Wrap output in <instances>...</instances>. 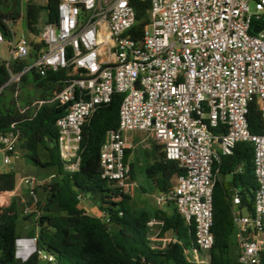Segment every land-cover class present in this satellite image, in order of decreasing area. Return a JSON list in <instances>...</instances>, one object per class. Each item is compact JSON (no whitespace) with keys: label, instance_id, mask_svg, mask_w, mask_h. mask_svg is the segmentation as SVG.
<instances>
[{"label":"built area","instance_id":"1","mask_svg":"<svg viewBox=\"0 0 264 264\" xmlns=\"http://www.w3.org/2000/svg\"><path fill=\"white\" fill-rule=\"evenodd\" d=\"M147 1L149 23L139 38L131 34L137 15L130 0H60L58 20L44 25L35 42L29 36L14 41L17 21L12 22L7 61L31 57L32 63L12 74L10 82H19L33 68L41 76L66 70L65 88L54 92L49 101L66 106L56 127L60 155L69 172L79 169L86 121L110 103L115 92L123 93L119 127L107 132L100 149L101 176L133 197L138 183L125 162L130 148L126 134L151 133L165 159L184 170L172 188L156 196V205H175L186 223L193 224L201 252L214 246V164L221 155H232L238 143L250 142L257 181L254 206L251 213L241 210L240 197L234 195V237L240 263L263 264L264 26L253 21L264 14V0ZM6 40L0 32V47ZM39 44L43 46L37 49ZM254 101L262 122L259 134L252 133L248 123ZM18 145V133H0L4 165L13 163ZM21 183L32 197L22 213L28 216L35 211L40 217L35 189L42 182L24 176ZM24 240H17V251ZM29 240L41 260L54 264L52 255L36 248V238ZM197 250L194 260L205 263Z\"/></svg>","mask_w":264,"mask_h":264},{"label":"trees","instance_id":"2","mask_svg":"<svg viewBox=\"0 0 264 264\" xmlns=\"http://www.w3.org/2000/svg\"><path fill=\"white\" fill-rule=\"evenodd\" d=\"M59 2L47 0L40 5L27 0L24 8L22 0H0V32L11 40L10 24L23 18L29 33L39 35L44 25L58 20ZM130 3L137 15L131 34L139 38L149 23L150 3L147 0H130ZM253 25L264 26V14L254 20ZM31 63V57L10 61L0 59V98L5 91H16L20 83L31 84L30 90L34 92V101L32 98L27 100L26 105L21 106L13 100L8 106H0V133H18L26 158L37 167L56 168L58 174L55 182L45 185L47 203L36 226L26 234L36 238V248L52 255L54 264H199L193 258L197 250L194 226L186 223L175 205H167H173L170 213L148 198L141 199V205H138L133 197L121 193L113 182L101 176L100 149L107 132L119 127V109L124 94L115 92L111 102L102 105L86 121L78 152L79 169L69 172L65 170L60 155L56 127V121L66 113V106L49 101L54 92L65 88L67 72L49 71L41 76L33 68L23 73L19 82H10L12 74L23 72ZM248 123L252 133H261L262 122L255 101L250 106ZM41 148L48 152L46 162L41 159ZM130 155L131 151L127 150L125 162H129ZM146 156L151 155L146 153ZM153 159L154 162L144 168L151 187L147 189L139 185L140 196L165 192L176 184L179 175L184 174L177 162L165 159L163 152ZM253 160V145L240 142L232 155H221L220 162L214 164V246L208 252L197 250L200 258L206 261L200 264H242L238 260V246L236 255L231 253L235 232L233 198L235 194L240 197L241 210L253 211L257 188ZM130 167L134 179V164L130 163ZM15 187V173L1 172L0 192L13 191ZM86 197L96 205L100 216L88 214L80 207ZM47 212L50 213L45 214ZM18 217L15 200L0 215V264H50L41 260L37 252L25 261H18L17 240L23 236ZM153 220L161 223L150 225ZM168 232H172L173 241L163 248L154 237L163 238Z\"/></svg>","mask_w":264,"mask_h":264},{"label":"rangeland","instance_id":"3","mask_svg":"<svg viewBox=\"0 0 264 264\" xmlns=\"http://www.w3.org/2000/svg\"><path fill=\"white\" fill-rule=\"evenodd\" d=\"M37 4L44 5L47 0H34ZM27 0H22V6L25 8ZM251 9L254 10V4L251 3ZM13 30L15 32L14 35V41H17L22 36H29L30 39L35 42L37 40L36 36L33 34H30L26 24L25 20L23 18L17 20V22L13 25ZM152 31V30H151ZM10 40H6V43L3 44L0 47L1 57L2 59H10L11 56L8 53V43ZM32 79H30V82ZM31 84H25L20 83L16 86V91H5L3 92V96L0 98V106H8L11 101H15L19 103L21 106L23 104H27V100L34 101V98L32 97L34 92L30 90ZM126 140L129 145V150L131 151V155L129 158V162L134 164L135 169V178L134 180L141 186L150 189L151 182L147 179L146 173L144 168L148 166L149 164H152L154 162L153 157L158 156L160 153L163 152L161 145L155 140L154 136L151 133L148 132H132L126 134ZM146 153H149L151 156H146ZM17 157L14 158L13 163L10 166H6L3 164V155L0 153V172H7V171H13L16 175V187L15 192L18 195L14 196L13 200L16 199L17 206L19 210V217L18 221L20 222L21 231L24 232L25 228L26 230L30 227H35L37 220L39 219L38 214L34 211L32 214L28 215L27 219H23V206L24 203L21 201V198L26 200V202H30L32 197L29 193L28 186L26 184L21 183V179L24 176H34L37 177L40 182H42V186L37 187L35 189L36 197L39 201L38 210L39 212H42L45 204L47 203L48 198V191L45 190V185H48L50 183L55 182L58 179V174L56 172V168H42L37 167L32 164L30 160H28L25 156V150H23L18 145L17 149ZM41 159L43 162H46L48 160V152L46 149L41 148L40 150ZM138 195V189L134 194V198L136 202H139L138 205H141L140 200L144 199L143 197H137ZM21 198H20V197ZM147 200L151 201L154 205H156V192L155 194L150 195ZM81 208H83L88 214L100 216L101 213L99 212L96 205L90 200L88 197L83 198L81 205ZM57 209V207L55 208ZM163 210H166L168 213L172 212L173 205L167 206L164 205L162 207ZM156 232L158 233L159 230L156 229ZM172 232H168L165 235V238H171ZM164 238V237H163ZM154 240L156 242H160L162 244V247L164 248L168 244L165 243L161 237H154ZM235 237H233V245L231 247V253L236 255V247L235 245Z\"/></svg>","mask_w":264,"mask_h":264},{"label":"crops","instance_id":"4","mask_svg":"<svg viewBox=\"0 0 264 264\" xmlns=\"http://www.w3.org/2000/svg\"><path fill=\"white\" fill-rule=\"evenodd\" d=\"M18 156V155H17ZM130 163V162H129ZM9 172V171H7ZM1 173V172H0ZM227 179H230V176L227 177ZM138 187H139V184H138ZM138 189V188H137ZM137 191V190H136ZM160 192H156V196L159 194ZM155 194V193H153ZM14 196H17L18 195L16 194L15 190L13 191H4V192H0V215H2L3 213V210L5 208H9L12 204V202L14 201L13 198ZM20 197V196H19ZM137 197H143V198H146L147 195H137ZM21 198V197H20ZM134 198V196H133ZM135 199V198H134ZM21 201L23 203L26 202V200L22 199L21 198ZM15 202L17 204V201L15 199ZM18 207V206H17ZM19 212V210H18ZM28 216L26 215H23V219H27ZM36 223V222H35ZM36 226V225H35ZM34 228V227H30L29 229L26 230L25 228V231L23 232V236L21 238H25V240L23 241V245H24V250L21 251V252H17L16 256L17 258H21L22 261H25L26 259H28L31 255H32V251H33V248H34V244L33 242H31L29 240L30 237H27L26 234L28 231H31V229Z\"/></svg>","mask_w":264,"mask_h":264},{"label":"water","instance_id":"5","mask_svg":"<svg viewBox=\"0 0 264 264\" xmlns=\"http://www.w3.org/2000/svg\"><path fill=\"white\" fill-rule=\"evenodd\" d=\"M254 31H255V32H259V31H260V28H255ZM49 213H50V212H47V213H45V214H49ZM18 261H19V262H22V259L18 258Z\"/></svg>","mask_w":264,"mask_h":264},{"label":"clouds","instance_id":"6","mask_svg":"<svg viewBox=\"0 0 264 264\" xmlns=\"http://www.w3.org/2000/svg\"><path fill=\"white\" fill-rule=\"evenodd\" d=\"M34 249V248H33ZM24 250V245H22V249L20 251H17V252H21ZM34 253V251H32V254ZM17 254V253H16ZM21 259V258H20Z\"/></svg>","mask_w":264,"mask_h":264}]
</instances>
